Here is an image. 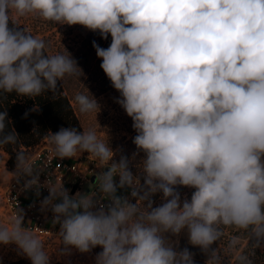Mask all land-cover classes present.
Returning <instances> with one entry per match:
<instances>
[{"label":"clouds","instance_id":"1","mask_svg":"<svg viewBox=\"0 0 264 264\" xmlns=\"http://www.w3.org/2000/svg\"><path fill=\"white\" fill-rule=\"evenodd\" d=\"M31 15L111 35L108 48L93 47L137 133V152L118 161L96 130L62 127L48 136L56 157L87 152L101 169L95 193L70 196L49 184L43 205L66 247L101 246L96 264H194L189 249L169 239L186 233L206 264H222L214 245L226 228L264 247V0H0V95L37 97L79 74L69 54H49L43 39L15 27L13 16ZM75 102L83 114L99 107L85 94ZM7 128L0 112V146L17 143ZM33 173L18 152L16 175L33 177L26 187L37 183ZM178 186L195 191L182 200ZM118 188H130L136 203ZM156 193L162 203L153 207ZM23 223L17 212L0 224V244L14 243L31 264H49L44 242ZM239 240L227 245L234 264H254Z\"/></svg>","mask_w":264,"mask_h":264},{"label":"rangeland","instance_id":"2","mask_svg":"<svg viewBox=\"0 0 264 264\" xmlns=\"http://www.w3.org/2000/svg\"><path fill=\"white\" fill-rule=\"evenodd\" d=\"M13 20L28 31L29 34L43 39L47 45L49 54H69L82 44L81 35L89 29L82 25H67L45 21L37 15L15 17ZM111 44V43H110ZM86 58L77 59L78 75L66 76L62 81L64 89L71 100L75 114L79 120L81 131L89 129L96 130L98 135L107 140L109 147L115 153L114 160H119L121 155L127 156L130 160L132 154L137 152L133 138L137 135L132 128L133 121L126 114L125 110L116 103V99L120 93L112 88L111 82L105 75H96L91 70L92 65L86 62ZM99 68V67H98ZM77 94L88 95L91 99L95 98L98 109L94 112L83 114L79 111V107L75 102ZM88 156L92 161L91 165L97 162L87 152L82 153ZM144 154L140 152L130 167L137 173L136 165L143 158ZM14 169H8L6 165V155L0 154V224L6 223L9 218L5 209V203L2 200V190L11 181ZM143 183V179L141 178ZM177 191L181 195V199H190L193 188L178 186ZM161 193H156L151 197L153 207L162 203ZM174 247L182 250L187 247L194 254L195 248L188 242L186 233L179 236L169 235ZM245 243V240H239L238 248ZM45 250L49 253V262H59L61 264H96V255L102 250L92 249L90 252L81 253L72 246H65L63 243L45 242ZM26 258L31 260L24 254L14 243L0 244V261Z\"/></svg>","mask_w":264,"mask_h":264},{"label":"trees","instance_id":"3","mask_svg":"<svg viewBox=\"0 0 264 264\" xmlns=\"http://www.w3.org/2000/svg\"><path fill=\"white\" fill-rule=\"evenodd\" d=\"M15 24L18 29H24L17 22ZM9 25L10 27L14 26L12 21L9 22ZM80 39L83 43L72 49L69 55L75 61L86 58V62L92 65L91 70L94 74L105 76L106 74L100 67L102 59L97 57L93 41L102 48H108L111 43V35L109 34L107 39H102L98 31L88 30L81 35ZM4 111L7 112V130H14L18 136L17 143L0 146V154L2 152L6 155L8 169L16 167L18 152L28 154L31 148L44 142L48 136L60 128L74 127L81 131L79 120L62 81L57 82L55 92L46 91L37 97L19 96L15 92L0 95V112ZM133 173L137 174L135 171ZM193 190L195 191V189ZM224 233V236L214 245L222 257V264H234L233 255L227 251L229 240L234 236L245 240L240 249L250 255L254 264H264V247L253 249L250 247L249 241L244 238L243 233L233 229L226 228ZM193 248H195L194 264H206V254L198 246H193ZM0 264H31V260L17 258L0 261ZM49 264L61 263L49 262Z\"/></svg>","mask_w":264,"mask_h":264},{"label":"built area","instance_id":"4","mask_svg":"<svg viewBox=\"0 0 264 264\" xmlns=\"http://www.w3.org/2000/svg\"><path fill=\"white\" fill-rule=\"evenodd\" d=\"M27 156L33 164V175L37 178V183L26 187L33 177L16 175V165L12 179L1 195L8 218L19 212L24 218L23 226L30 228L42 242L63 243L59 236L60 225L54 222L51 206L43 205L44 199L49 196L50 182L62 185L70 196L95 193L96 179L101 169L97 162L91 165L92 161L85 154L74 158L56 157L48 139L31 148ZM114 179L116 183L119 182V177ZM117 195L126 196L132 203H136L135 198L131 197L130 188H118ZM97 197L102 204L108 203L98 192ZM93 249L100 251L102 247L96 246Z\"/></svg>","mask_w":264,"mask_h":264}]
</instances>
